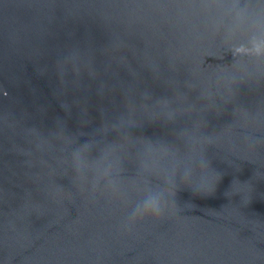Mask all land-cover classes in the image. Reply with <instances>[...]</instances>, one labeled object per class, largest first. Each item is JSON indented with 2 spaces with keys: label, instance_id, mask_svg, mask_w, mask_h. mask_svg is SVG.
Segmentation results:
<instances>
[{
  "label": "water",
  "instance_id": "1",
  "mask_svg": "<svg viewBox=\"0 0 264 264\" xmlns=\"http://www.w3.org/2000/svg\"><path fill=\"white\" fill-rule=\"evenodd\" d=\"M0 264H264V0H0Z\"/></svg>",
  "mask_w": 264,
  "mask_h": 264
}]
</instances>
